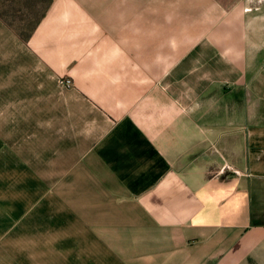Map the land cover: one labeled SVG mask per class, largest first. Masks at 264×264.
Here are the masks:
<instances>
[{
    "label": "crops",
    "instance_id": "crops-1",
    "mask_svg": "<svg viewBox=\"0 0 264 264\" xmlns=\"http://www.w3.org/2000/svg\"><path fill=\"white\" fill-rule=\"evenodd\" d=\"M3 27L0 264H264V0H52L28 40Z\"/></svg>",
    "mask_w": 264,
    "mask_h": 264
},
{
    "label": "rangeland",
    "instance_id": "rangeland-1",
    "mask_svg": "<svg viewBox=\"0 0 264 264\" xmlns=\"http://www.w3.org/2000/svg\"><path fill=\"white\" fill-rule=\"evenodd\" d=\"M38 1V0H35ZM43 1L39 3L37 8H41L43 6ZM0 8L5 10L9 18L15 22V25L19 28H24L28 25V23L32 20H29V7L26 4V0L24 1H14V0H0ZM31 13V11H30ZM32 16V15H31ZM2 20V19H0ZM2 22L7 26L8 24L2 20ZM4 24H2L4 26ZM0 25V150L6 146V132L8 130V123L6 122L8 111L14 109L7 105L10 102V99H14V92L7 91L6 83H7V75H6V64H7V56L8 53L11 51L14 57L21 55L23 47L19 40L13 36V34L9 33L6 28ZM10 28V27H9ZM11 29V28H10ZM13 30V29H12ZM14 31V30H13ZM15 32V31H14ZM15 34L22 39L16 32ZM70 81V80H68ZM67 81V82H68ZM68 84V83H67ZM16 99V98H15ZM17 103V101L15 102ZM17 109V108H16ZM21 113L23 114H37L38 108H20ZM13 125V124H12ZM16 129H19L18 125L14 124ZM6 228L8 225H5ZM65 253V252H64Z\"/></svg>",
    "mask_w": 264,
    "mask_h": 264
},
{
    "label": "trees",
    "instance_id": "trees-1",
    "mask_svg": "<svg viewBox=\"0 0 264 264\" xmlns=\"http://www.w3.org/2000/svg\"><path fill=\"white\" fill-rule=\"evenodd\" d=\"M14 1H24V0H14ZM40 1H43V6L41 8H37ZM52 3V0H26V4L28 5L29 9V20H32L28 23L27 26L24 28H19L15 25V22L12 21V18H9L8 13L0 8V19L5 21L8 26L13 29L22 39L28 40L33 31L36 29L42 18L45 16L48 8L50 7V4ZM31 11V13H30ZM32 15V16H31Z\"/></svg>",
    "mask_w": 264,
    "mask_h": 264
},
{
    "label": "built area",
    "instance_id": "built-area-1",
    "mask_svg": "<svg viewBox=\"0 0 264 264\" xmlns=\"http://www.w3.org/2000/svg\"><path fill=\"white\" fill-rule=\"evenodd\" d=\"M67 83H68V84H70L71 82H70V81H68Z\"/></svg>",
    "mask_w": 264,
    "mask_h": 264
}]
</instances>
